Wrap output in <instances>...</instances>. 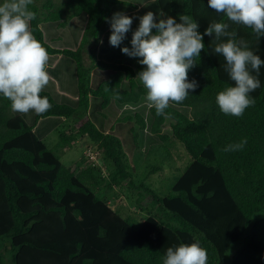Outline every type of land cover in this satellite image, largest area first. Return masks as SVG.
<instances>
[{
    "label": "trees",
    "instance_id": "trees-1",
    "mask_svg": "<svg viewBox=\"0 0 264 264\" xmlns=\"http://www.w3.org/2000/svg\"><path fill=\"white\" fill-rule=\"evenodd\" d=\"M118 5L137 6L130 0H33L29 6L36 13L30 22L35 38L49 54L76 61L79 99L73 106L41 91L51 107L36 115V121L49 116L73 119L54 149L36 134L34 124L11 111L10 101L0 98V264H162L168 247L193 242L206 249L208 264H264V66L261 87L250 93L254 105L240 117L226 116L215 97L234 82L223 58L211 52L212 38L204 36L207 50H201L188 73L199 87L183 102H170L164 115L150 108L151 133L160 143L148 150V165L140 175L121 137L101 130L89 115L91 96L102 99V108L113 99L137 104L147 97L136 79L143 66L135 68L137 59L121 52L130 46L132 31L114 47L120 55L114 61L99 59L95 52L106 18ZM155 6L177 22L180 14L190 16L201 33L212 22H225L236 39L243 38L264 59V37L257 40L250 28L208 8L207 0H156ZM83 13L88 18L78 48H57L46 41L44 22L65 28ZM94 68L112 70L96 88L91 85ZM125 80L128 88H123ZM134 114L118 120H135L146 129L143 114ZM168 117L171 132L166 133ZM132 131L140 148V131ZM80 137L88 138L91 151L102 152V166H85L87 154L70 166L62 162L59 153ZM242 138L247 139L243 150L224 151ZM178 140L192 159L171 187L159 192L148 177L163 170ZM123 188L129 189V199L136 194L126 215L122 204L111 205Z\"/></svg>",
    "mask_w": 264,
    "mask_h": 264
},
{
    "label": "clouds",
    "instance_id": "clouds-1",
    "mask_svg": "<svg viewBox=\"0 0 264 264\" xmlns=\"http://www.w3.org/2000/svg\"><path fill=\"white\" fill-rule=\"evenodd\" d=\"M155 3L156 0H145L142 4L147 7ZM32 4L33 0H0V98L10 101L13 113L31 111L41 115L51 107L49 99L40 95L50 81L46 70L49 53L31 30L30 22L36 19V13L29 8ZM207 7L250 28L257 40L264 37V0H207ZM133 19L123 11L106 18L111 32L108 42L120 47L132 31L130 46L124 45L121 52L143 66L137 77L157 116L165 114L170 102H183L199 87L198 81L189 80L188 73L201 50H207L204 36L212 38L211 52L223 58L222 66L234 82L216 94L219 110L226 116L240 117L254 105L250 93L261 87L259 74L264 59L243 38L236 39L227 23L212 22L201 33L199 23L184 14L177 22L176 17L147 11L138 17L135 30ZM246 144L247 139L242 138L224 151L243 150ZM162 264H208L207 251L199 242L168 247Z\"/></svg>",
    "mask_w": 264,
    "mask_h": 264
},
{
    "label": "rangeland",
    "instance_id": "rangeland-1",
    "mask_svg": "<svg viewBox=\"0 0 264 264\" xmlns=\"http://www.w3.org/2000/svg\"><path fill=\"white\" fill-rule=\"evenodd\" d=\"M38 2H41L42 0H37ZM61 1V0H57ZM131 3L136 4V7H133L132 5H118L116 6L113 11L111 12L110 16L108 18H111L113 13L118 11H123L127 15L133 16V24L132 27L136 28L139 24L138 17L145 14L147 11H152L155 14H159V10L157 7H154V4H149L147 7H145L142 3L145 2V0H130ZM84 16L86 18L88 17L87 14L83 13L80 15L81 19H84ZM74 22L69 23V25L65 28L57 27L58 23L50 21V22H44L43 30L47 36L46 41L51 44L52 46L57 48H71L76 49L82 38L83 31L81 32V29L83 27V24L80 21H77L73 19ZM103 31L101 33V41L103 43L101 44V47H103V51H100L99 58L105 59L107 61H114L115 59L119 58L120 55L114 49V47H110L111 45L108 42L109 36L111 34L110 32V25L106 20V23L103 27ZM56 34H52V33ZM81 32V33H80ZM61 36L63 41H58L57 43L51 42L49 39L51 38V35ZM49 37V38H48ZM79 42V44H78ZM78 44V45H77ZM77 45V46H76ZM100 47V48H101ZM108 47L110 49H108ZM104 54V55H103ZM63 61L61 63L62 69L61 72H67L69 75L70 80L68 81L71 83L70 88L72 91H78V78H77V65L76 61L69 56L63 55ZM67 64L70 65V70L67 71L65 67ZM138 62L135 63L133 66L136 68L138 66ZM74 72V73H73ZM136 79L139 83L140 80L136 75ZM128 82L125 81L123 83V88H128ZM48 90V88H46ZM49 91V90H48ZM53 96V95H52ZM55 99V98H54ZM102 99L99 98L98 100H95L93 103L97 106V108L93 107V112L91 113L92 119L97 124V126L103 130L104 132H111L121 137L123 140L125 151L127 152L131 165L133 166V169L135 172L143 173V168H146L148 164H145L147 152L150 149L151 146L155 145L156 143H160V139L151 133V124L153 122V117L150 113L149 102L146 98L142 99L141 102L137 104H122L119 103L117 100L113 99L111 103L107 106V108H102L101 106ZM94 106V105H93ZM185 109L186 113L190 112L189 108H183ZM92 110V109H91ZM141 112L143 116L146 119L147 122V128L141 129L138 125V123L135 120L130 121H121L118 118L124 117L126 115H134L135 112ZM20 114V113H19ZM25 118V120L29 124H36V115L32 112L31 114H22ZM45 119V118H44ZM54 120V119H53ZM56 120V119H55ZM171 119L168 117L166 123L163 125V131L164 132H171V126H170ZM48 120L43 121L40 129L45 130L50 129L47 132L41 133L40 129L36 132V134L43 139L49 147H57V143L59 141V135L61 132H69L71 130V126L73 124V119H60V121H54L55 127L50 128V125L48 127ZM37 127V126H36ZM136 127L140 131V136L138 139V142L140 144V148L137 147L136 142L134 140V134L132 131V128ZM37 130V129H36ZM88 141L87 137H80L77 141L73 142L72 145L68 146L64 149V153L60 152V157L62 162L70 166L73 162L81 160L82 156L87 154L88 161L84 163V165H88L90 162H94L97 165L102 166L103 163L101 161L102 158V152L101 151H91V149L86 147V143ZM56 149V148H54ZM157 152V151H156ZM156 155L153 157L155 158L159 153H155ZM172 157L168 155V160L165 161L163 170L157 171L153 175H150L148 177V181L152 183L155 188L161 192L166 191L171 187V184L173 183L176 176H178L188 165V163L191 161L192 157L191 154L185 149L182 142L178 140L177 147L173 149L171 152ZM121 197L115 199L111 203L113 208H117L119 205L122 204L124 215H126L130 209L133 210L134 204L132 203L136 199V194L130 195L132 199H129V189L123 188L120 189ZM165 193V192H164ZM134 196V197H133ZM134 198V199H133ZM132 201V202H131Z\"/></svg>",
    "mask_w": 264,
    "mask_h": 264
},
{
    "label": "crops",
    "instance_id": "crops-1",
    "mask_svg": "<svg viewBox=\"0 0 264 264\" xmlns=\"http://www.w3.org/2000/svg\"><path fill=\"white\" fill-rule=\"evenodd\" d=\"M87 18H86V16H84V19L83 20L81 19L80 16L73 18V19H75L77 21H80L83 24V27L81 29V32H82V30H84V28L86 26ZM73 19L70 21V23L71 22H74ZM41 27L43 28V25H41ZM56 33H58V32H56ZM56 33L54 32L52 34H56ZM46 34H47V32H46ZM46 34H45V39H47V36H48ZM52 34H50L51 35V38L49 39L51 42L57 43L58 41H61V42L63 41V39L61 38V36H58L59 34H57L56 36H53ZM79 42H81L80 39H79ZM79 42H78V44H79ZM101 44L102 43H101V36H100L99 43H98V45H97V47L95 49V52H96L98 58H99L98 55H99L100 51H102V52L105 51V50L103 51V49H102L103 47H101ZM56 47H59V46H56ZM110 47H112V46H110ZM108 49H110V48L108 47ZM63 58L64 57H63L62 54H49V61H48L47 66H46V70L49 73L50 81H49L48 85H46L44 87V90H46V88H48L49 92L53 95V97L55 98V100L58 101V102H60V103H68V104H71L73 106H77L78 105V99H79L78 91L76 92V91H72L71 90V88H70L71 83L68 82L70 80L68 73L67 72H61L60 71L62 69L61 63L63 61ZM99 59H101V58H99ZM103 60H105V59H103ZM65 69L67 71H69L70 70V65L67 64V66L65 67ZM111 72H112V70H103V69H100V68H94L93 71H92V77H91V85H92V87L93 88H96L102 81H104L105 79H107V77L110 75ZM95 100H98L99 101V98L93 97V96L90 97L89 115L91 116V118H92L91 113L93 112V107L97 108V106L95 105V103H93ZM125 104H128V103H125ZM31 113L32 112L30 111L29 113H26V114H31ZM16 114H19V113H16ZM35 115H37V114H35ZM60 119H66V118L65 117H60V116H49V117H45V119L44 118H41L39 121L36 122V124H34L35 125L34 126V131L37 132L40 129L43 121H45V120H48L49 121L48 127L50 125V128H52V127H55L56 126L54 124V121H60ZM49 130L50 129H46V131L45 130H42L41 131V129H40L41 133H43V132L44 133L45 132L48 133Z\"/></svg>",
    "mask_w": 264,
    "mask_h": 264
}]
</instances>
